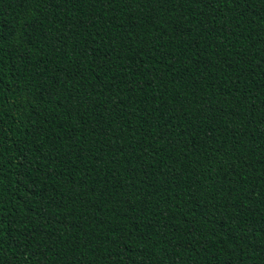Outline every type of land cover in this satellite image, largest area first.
Masks as SVG:
<instances>
[{
    "label": "trees",
    "instance_id": "obj_1",
    "mask_svg": "<svg viewBox=\"0 0 264 264\" xmlns=\"http://www.w3.org/2000/svg\"><path fill=\"white\" fill-rule=\"evenodd\" d=\"M0 264H264V0H0Z\"/></svg>",
    "mask_w": 264,
    "mask_h": 264
}]
</instances>
